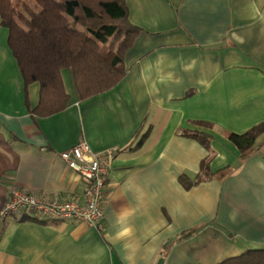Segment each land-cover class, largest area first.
Here are the masks:
<instances>
[{
	"label": "crops",
	"instance_id": "1",
	"mask_svg": "<svg viewBox=\"0 0 264 264\" xmlns=\"http://www.w3.org/2000/svg\"><path fill=\"white\" fill-rule=\"evenodd\" d=\"M126 2L140 32L125 77L81 98L64 68L70 100L50 115L34 112L41 85L25 82L0 14V132L18 158L0 176V264H220L264 249V132L245 156L228 136L264 127V0ZM185 130L210 135V147ZM80 140L120 149L104 230L2 217L12 187L82 194L86 182L61 156Z\"/></svg>",
	"mask_w": 264,
	"mask_h": 264
},
{
	"label": "trees",
	"instance_id": "2",
	"mask_svg": "<svg viewBox=\"0 0 264 264\" xmlns=\"http://www.w3.org/2000/svg\"><path fill=\"white\" fill-rule=\"evenodd\" d=\"M1 24L9 31V45L16 56L25 82H39V115L57 113L67 107V93L62 70L69 68L81 98L106 91L126 75V52L132 47L140 28L132 23L126 0H0ZM210 124L208 122H203ZM264 132L256 125L245 133L230 132L229 138L242 156ZM207 148L210 135L185 130ZM7 140L0 132V176L15 170L16 155L6 150ZM209 161L202 169L209 176ZM187 184L186 177H181ZM31 219H39L30 215ZM196 228L187 230L177 241L190 237ZM220 264H264V249H251Z\"/></svg>",
	"mask_w": 264,
	"mask_h": 264
},
{
	"label": "built area",
	"instance_id": "3",
	"mask_svg": "<svg viewBox=\"0 0 264 264\" xmlns=\"http://www.w3.org/2000/svg\"><path fill=\"white\" fill-rule=\"evenodd\" d=\"M120 149L96 151L85 140L61 152L68 166L86 182L82 194L47 197L28 188L12 187L2 217L28 211L48 222H78L100 230L105 227L104 201L113 163Z\"/></svg>",
	"mask_w": 264,
	"mask_h": 264
},
{
	"label": "water",
	"instance_id": "4",
	"mask_svg": "<svg viewBox=\"0 0 264 264\" xmlns=\"http://www.w3.org/2000/svg\"><path fill=\"white\" fill-rule=\"evenodd\" d=\"M157 264H164V258H160V260L157 262Z\"/></svg>",
	"mask_w": 264,
	"mask_h": 264
}]
</instances>
